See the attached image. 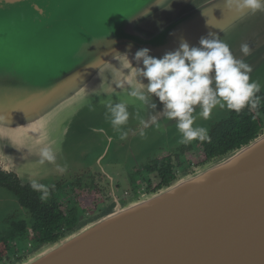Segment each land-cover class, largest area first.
Masks as SVG:
<instances>
[{
    "label": "water",
    "instance_id": "obj_1",
    "mask_svg": "<svg viewBox=\"0 0 264 264\" xmlns=\"http://www.w3.org/2000/svg\"><path fill=\"white\" fill-rule=\"evenodd\" d=\"M210 32L251 65L264 90V11H230L224 0H0V170L23 183L67 176L57 166L69 169L73 153L99 134L119 139L104 102L130 99L126 80L138 82L134 73L143 67L135 52L147 47L160 57L181 39L199 46ZM150 102L157 108L129 104L120 143L179 134L158 98ZM153 115L163 131L150 124ZM45 144L58 148L55 163H39ZM4 192L0 186L3 209L12 202ZM15 262L264 264V127L148 195L116 199Z\"/></svg>",
    "mask_w": 264,
    "mask_h": 264
},
{
    "label": "clouds",
    "instance_id": "obj_2",
    "mask_svg": "<svg viewBox=\"0 0 264 264\" xmlns=\"http://www.w3.org/2000/svg\"><path fill=\"white\" fill-rule=\"evenodd\" d=\"M157 2L160 5L161 0ZM224 4L235 12L245 9L264 11V0H224ZM240 50L245 56L251 54L248 43L241 44ZM134 59L138 64L142 62L143 67H137L134 73L138 82L126 80L130 99L113 102L109 98L104 102L105 119L119 133L120 140L127 138L122 129L129 120V104L155 109L157 104L150 102L153 96L162 104L163 116L176 121L175 127L180 134L177 142L183 145L193 141L211 142L209 129L196 124V120L198 117L210 119L213 109L240 113L246 107H260L262 98L257 93L261 91V84L251 78V65L235 57L230 46L214 33L202 36L199 46H190L187 40L181 39L178 48L166 51L160 57L150 55L147 47L141 48L135 52ZM138 77L146 78L147 83ZM140 122L143 128L149 127L143 119ZM150 124L163 131L157 116H151ZM143 128L139 133L141 137L146 135ZM57 150L53 145L45 144L39 150V163H55ZM57 168L64 172L67 166ZM30 187L40 193L38 199L42 203L50 198L47 185L33 179Z\"/></svg>",
    "mask_w": 264,
    "mask_h": 264
},
{
    "label": "flooded vegetation",
    "instance_id": "obj_3",
    "mask_svg": "<svg viewBox=\"0 0 264 264\" xmlns=\"http://www.w3.org/2000/svg\"><path fill=\"white\" fill-rule=\"evenodd\" d=\"M179 136L180 134L171 138L169 135L164 138H157L145 147L146 151L138 155L135 154V157L130 159H128L129 157L118 159L113 154L107 156V152L103 151L104 154H100L99 159L97 158L99 172L95 170L97 166H83L82 168L84 169L75 170L67 176L61 177L58 182L61 183L60 187L64 192L62 191L61 193L63 194L57 199L58 209L66 214L73 206L78 208L81 212L80 223L93 210L106 206L111 202L114 203L116 199L120 200V198H123L124 201L125 198L137 197L142 192L156 191L168 185L169 182L162 184V181L164 177H168L169 158H171L172 172L176 177L179 172L188 168V165L183 170L180 167V162L184 159V156L186 157L185 154L200 153L198 152V147H195L193 151H184L179 157L176 156L185 147L183 144H178ZM169 142L173 144L170 147ZM102 159H105L106 166L101 165ZM195 159L190 164H198L196 162L197 158ZM1 173L9 174L0 170ZM119 190L120 195L117 194ZM10 195H12V202L6 208L8 211L0 215V233L7 230L6 227L11 225L10 221L19 218L24 213L22 206L17 202L16 195L13 192ZM66 232L67 230H64L62 233ZM28 235V239H30L32 232L28 233ZM10 244L12 245L11 251L13 254L10 255L8 253L0 262L11 257H15V259L24 257L25 253L33 250L30 240L28 242L15 240L10 241Z\"/></svg>",
    "mask_w": 264,
    "mask_h": 264
},
{
    "label": "trees",
    "instance_id": "obj_4",
    "mask_svg": "<svg viewBox=\"0 0 264 264\" xmlns=\"http://www.w3.org/2000/svg\"><path fill=\"white\" fill-rule=\"evenodd\" d=\"M260 96L261 104L258 109L246 107L240 113L226 110L223 116L212 122L207 128L211 136V142L193 141L181 149L180 156L184 151H193L198 147L199 154H185L180 162L183 170L191 161L204 163L211 158L223 155L226 152L238 148L256 137L264 127V90L257 93ZM171 158H169L168 177H164L162 184L170 183L175 175L172 172ZM166 170V169H165ZM61 178L43 183L50 189V198L42 203L38 197L40 193L31 189L30 183L21 182L14 174L1 173L0 186L11 194L16 195L17 202L22 206L24 213L19 218L13 219L7 230L0 233V260L10 253L13 254L10 241L22 240L32 243L33 249L42 244L57 240L62 236L64 230L70 231L79 224L81 212L78 208L72 207L64 214L58 209L57 199L61 196L63 189ZM54 186V187H53ZM11 191V192H10ZM60 192V193H59ZM64 192V191H63ZM12 196V195H11ZM32 232V237L28 239ZM17 257L15 260H20Z\"/></svg>",
    "mask_w": 264,
    "mask_h": 264
},
{
    "label": "rangeland",
    "instance_id": "obj_5",
    "mask_svg": "<svg viewBox=\"0 0 264 264\" xmlns=\"http://www.w3.org/2000/svg\"><path fill=\"white\" fill-rule=\"evenodd\" d=\"M262 89H264V85H263ZM225 110H227V109H219V108L213 109L212 117L210 119L204 120L203 118H198L196 120V124H199V125L207 127L212 121H216V120L220 119L223 116V112H225ZM175 136L176 135H174L173 137H175ZM157 138H159V137L154 136V137H151V138H145L144 140H146V141L147 140H154V139L156 140ZM170 138H169V140H171ZM118 140L119 139L116 138V139H113V140L109 141L108 136L106 135V133L99 134V136L96 138V141H93L92 143L87 144L86 145L87 147H84V149H82L81 151H76L75 153H73L75 155H73L71 157L70 162H69V169H67L66 171L71 173V172H74L75 170L84 169V168H82L83 166H93V167L97 166V168H95V170L99 172L100 169H99V163H97V158L100 156V154H102V155L104 154L103 151L107 152V156L113 154L118 159H121V158H125L126 159L128 157H129L128 159H130V158L135 157V154L138 155L141 152L146 151L145 147L148 146V144L154 142V141L149 142V143L142 142V143H138L137 144V139H136V144H131V143H128V142L120 143L119 142L120 140L119 141ZM172 145L173 144L171 142H169V147L172 146ZM79 154H82V155L80 156ZM85 156H86V158L84 159ZM111 158H113V157H111ZM204 163H200V164L191 163V164H188V168L186 170H184V171L179 172L177 175H181L184 172H187L188 174L193 173L197 166H199V165L201 166ZM101 165L106 166L105 159L101 160ZM66 171H64V172H66ZM69 173H67V174H69ZM122 181H124V180H122ZM123 185H124V187H126L125 184H123ZM152 192H142L141 194L148 195V194H150ZM117 194L120 195V190L118 191ZM7 195H10V194L8 192H4L2 194V197L6 198ZM10 197L12 198L11 195H10ZM129 198L130 197L125 198L124 201L129 200ZM132 198H135V197H132ZM132 198H130V199H132ZM120 201H123V198H120ZM112 205H113V202L109 203L106 206H102V207H100L98 209L93 210L91 213L86 215L80 221L79 224L83 223L84 221L91 220L94 217L99 216L100 214L105 212L107 209H109V207H111ZM62 206H64V204H62ZM7 207H5L3 209L2 206L0 205V215L2 213H4L5 211L6 212L8 211L6 209ZM32 251H30L28 253H25L26 255L24 257L29 256V254ZM24 257H22V258H24ZM15 261H16L15 257H11L10 259H4L3 261L0 262V264H14V263H16Z\"/></svg>",
    "mask_w": 264,
    "mask_h": 264
}]
</instances>
